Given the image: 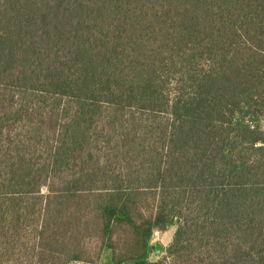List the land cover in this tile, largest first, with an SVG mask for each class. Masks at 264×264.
<instances>
[{"label": "trees", "instance_id": "trees-1", "mask_svg": "<svg viewBox=\"0 0 264 264\" xmlns=\"http://www.w3.org/2000/svg\"><path fill=\"white\" fill-rule=\"evenodd\" d=\"M261 119L264 0H0V264H264Z\"/></svg>", "mask_w": 264, "mask_h": 264}, {"label": "rangeland", "instance_id": "rangeland-1", "mask_svg": "<svg viewBox=\"0 0 264 264\" xmlns=\"http://www.w3.org/2000/svg\"><path fill=\"white\" fill-rule=\"evenodd\" d=\"M260 124H261L262 128H264V119H261ZM44 192H45V190L43 189L42 193H44ZM175 228H176L175 226H171V227L167 228V230L164 232H161L158 230H155L153 232L150 244L153 247L155 244L161 245V251L159 253H156L155 251L150 252L149 256H148L149 262L161 261V262H163V264H170V259L167 257L166 249L169 246V244L171 243ZM125 237H127V236H123V235H121V233L118 236L116 234V236L113 239L114 244L117 245L118 242H123V238H125ZM118 239H120V241L117 242L116 240H118ZM85 248H87V251L90 254L89 261L88 262H76V263H71V264H103L104 263V262L101 263L103 261V258H104L103 254L106 253L107 252L106 250H108V249H104L101 253L100 258L97 260L96 253H97L98 245L96 244V242H89L88 244H86ZM108 263L111 264L110 259H109Z\"/></svg>", "mask_w": 264, "mask_h": 264}, {"label": "crops", "instance_id": "crops-1", "mask_svg": "<svg viewBox=\"0 0 264 264\" xmlns=\"http://www.w3.org/2000/svg\"><path fill=\"white\" fill-rule=\"evenodd\" d=\"M106 251L107 252L103 254L104 255V258H103V261L101 263L104 262L103 264H110V263H108L109 262V259H110V262H111L110 252L108 250H106ZM127 264H144V263L138 261V262H132V263H127Z\"/></svg>", "mask_w": 264, "mask_h": 264}, {"label": "water", "instance_id": "water-1", "mask_svg": "<svg viewBox=\"0 0 264 264\" xmlns=\"http://www.w3.org/2000/svg\"><path fill=\"white\" fill-rule=\"evenodd\" d=\"M154 251H155L156 253H159V252L161 251V245H159V244H155V245H154Z\"/></svg>", "mask_w": 264, "mask_h": 264}]
</instances>
